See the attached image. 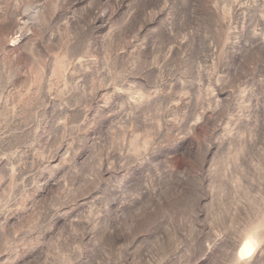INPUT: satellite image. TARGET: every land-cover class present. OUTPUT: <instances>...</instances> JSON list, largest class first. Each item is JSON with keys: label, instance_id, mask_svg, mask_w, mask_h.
I'll list each match as a JSON object with an SVG mask.
<instances>
[{"label": "rangeland", "instance_id": "rangeland-1", "mask_svg": "<svg viewBox=\"0 0 264 264\" xmlns=\"http://www.w3.org/2000/svg\"><path fill=\"white\" fill-rule=\"evenodd\" d=\"M0 264H264V0H0Z\"/></svg>", "mask_w": 264, "mask_h": 264}, {"label": "bare ground", "instance_id": "bare-ground-1", "mask_svg": "<svg viewBox=\"0 0 264 264\" xmlns=\"http://www.w3.org/2000/svg\"><path fill=\"white\" fill-rule=\"evenodd\" d=\"M247 250V248H245Z\"/></svg>", "mask_w": 264, "mask_h": 264}]
</instances>
